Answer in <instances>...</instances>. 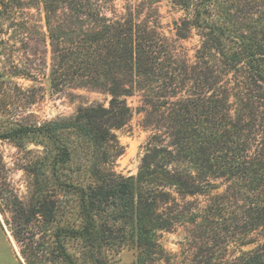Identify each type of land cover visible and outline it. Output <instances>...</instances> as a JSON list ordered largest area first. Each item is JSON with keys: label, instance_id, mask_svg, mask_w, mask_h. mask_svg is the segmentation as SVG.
Listing matches in <instances>:
<instances>
[{"label": "trees", "instance_id": "obj_1", "mask_svg": "<svg viewBox=\"0 0 264 264\" xmlns=\"http://www.w3.org/2000/svg\"><path fill=\"white\" fill-rule=\"evenodd\" d=\"M172 2L184 13L175 39L162 32L157 0H0V46L22 19L32 41L49 47L52 90L107 100L33 128L51 145L49 177L32 172L27 203L0 160V211L16 243L34 221H55L51 181L75 197L81 220L54 230L65 264H76L66 238L97 253L132 239L136 264H147L159 254L157 234L175 226L197 245L191 264H264V0ZM36 6L42 25L25 13ZM192 31L190 60L177 41ZM134 114L149 134L136 175L125 177L115 170V131ZM28 132L14 127L0 140ZM231 243L255 247L222 260Z\"/></svg>", "mask_w": 264, "mask_h": 264}, {"label": "rangeland", "instance_id": "obj_2", "mask_svg": "<svg viewBox=\"0 0 264 264\" xmlns=\"http://www.w3.org/2000/svg\"><path fill=\"white\" fill-rule=\"evenodd\" d=\"M115 2L121 7L125 5L126 0ZM156 7L162 32L175 39L174 22L183 18L184 13L172 0H157ZM25 13L30 14L28 17L33 21L43 24L40 7L36 6ZM15 24L6 29L7 35L0 46V134L19 126L27 128L29 132L0 140V160L5 166L4 172L11 188L19 199L27 203L31 192L34 191L32 172L40 170L49 177L46 163L51 145L45 137L33 132V128L56 119L69 118L80 106L96 103L106 105L107 100L101 95L80 90H52L48 80L49 47L32 41V36L26 34L27 30L21 25L22 19H17ZM177 43L192 60L199 45L197 32L192 31L187 39L178 40ZM128 102L131 106H136L135 100ZM148 134L142 128L141 116L138 114H134L124 127L115 131L123 148V154L115 163L118 173L125 177L136 175ZM71 166L73 167L74 163ZM49 182V189L52 190L49 199L55 210V221H34L22 243H16L12 237L11 228L5 221L9 214L0 211V264H65L56 250L54 230L59 225L77 226L81 220L75 197L61 192ZM1 208L3 206L0 204V210ZM157 240L160 246L159 254L154 261L147 264H191L196 253L194 247L197 245L186 227L175 226L170 231L159 232ZM63 243L76 264H136L137 261L138 250L132 239L121 249L104 248L101 253L84 248L78 239L66 238ZM254 247L255 244L239 246L231 243L227 251L221 252L219 256L222 260L231 261Z\"/></svg>", "mask_w": 264, "mask_h": 264}]
</instances>
